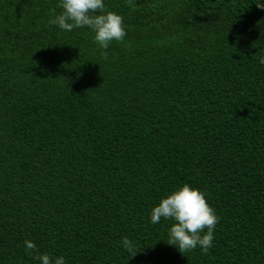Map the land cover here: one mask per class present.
<instances>
[{
    "label": "trees",
    "instance_id": "16d2710c",
    "mask_svg": "<svg viewBox=\"0 0 264 264\" xmlns=\"http://www.w3.org/2000/svg\"><path fill=\"white\" fill-rule=\"evenodd\" d=\"M103 2L126 31L106 50L49 23L60 0H0V264H40L25 240L65 264H264V9ZM184 183L219 218L207 253L150 222Z\"/></svg>",
    "mask_w": 264,
    "mask_h": 264
},
{
    "label": "clouds",
    "instance_id": "9594fccd",
    "mask_svg": "<svg viewBox=\"0 0 264 264\" xmlns=\"http://www.w3.org/2000/svg\"><path fill=\"white\" fill-rule=\"evenodd\" d=\"M255 4L257 8L264 9L260 0ZM58 7L62 8V12L49 23L65 31L87 26L94 31L95 41L102 49L106 50L113 40L121 41L126 35L123 17L108 11L103 0H60ZM102 55L107 59V51ZM259 62L264 64V57ZM162 218L174 221L169 228L167 243L175 246L181 254L198 246L207 253L212 247L219 218L199 189L184 183L161 198L158 205L151 209L150 222L158 224ZM24 243L28 254L40 264H65L63 256L53 258L48 253L39 252L33 241L25 240ZM122 245L130 257L138 252L127 237L123 238Z\"/></svg>",
    "mask_w": 264,
    "mask_h": 264
}]
</instances>
